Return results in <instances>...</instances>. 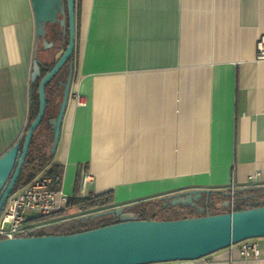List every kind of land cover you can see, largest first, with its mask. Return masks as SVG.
<instances>
[{"label":"crops","instance_id":"crops-1","mask_svg":"<svg viewBox=\"0 0 264 264\" xmlns=\"http://www.w3.org/2000/svg\"><path fill=\"white\" fill-rule=\"evenodd\" d=\"M75 18L78 73L45 168L61 167L66 195L79 171L78 196L113 191L115 208L264 189V0H76ZM34 52L31 0H0V158L28 125ZM258 241V259L229 247L206 260L264 264Z\"/></svg>","mask_w":264,"mask_h":264},{"label":"water","instance_id":"water-1","mask_svg":"<svg viewBox=\"0 0 264 264\" xmlns=\"http://www.w3.org/2000/svg\"><path fill=\"white\" fill-rule=\"evenodd\" d=\"M35 18V52L31 83L41 78L39 112L21 138L0 158V214L18 184L27 159L32 138L40 126L47 107L46 86L62 70L75 50L76 0H31ZM61 17V18H60ZM59 24L69 29L66 50L54 67L42 76L36 59L39 43L45 48L48 28ZM63 98L57 117L50 121L53 131L51 155L59 145L62 126L72 89L73 68L68 72ZM211 192L191 190L171 198L172 206H196ZM228 207V202L225 203ZM113 215L119 223L94 230L70 234L21 237L0 240V264H149L176 260H192L218 252L248 239L264 238V204L261 207L220 215L174 221H139L125 213V208H114L94 217Z\"/></svg>","mask_w":264,"mask_h":264},{"label":"trees","instance_id":"trees-1","mask_svg":"<svg viewBox=\"0 0 264 264\" xmlns=\"http://www.w3.org/2000/svg\"><path fill=\"white\" fill-rule=\"evenodd\" d=\"M68 38L69 37H67V43L64 47V51L66 50L68 45ZM64 51L61 52L60 57L62 56ZM74 57L75 56L73 54V56L68 60V62L62 68V70L54 77L52 82H50L46 86L47 107H46L45 115L40 126L37 128L32 138L27 159L25 161L19 180L17 182L18 184H16V187L13 190V192L18 190L22 186L26 185L27 183H29L32 179H34L44 170L46 172V175L52 178L53 185L55 180L59 181L57 182V186H55L56 188L62 185L63 171L61 167L60 166L58 167V165L54 164L48 170H46L45 168L49 166L52 160L51 148L53 144V131L50 125V121L55 119L58 115L57 113H59L60 104L62 102L63 91L65 87L64 85L60 86L58 82L59 80H61L60 77L62 72L65 70L67 71L68 64L72 62ZM36 59L39 61V64L41 66L42 76L48 73L58 61V60L56 61L54 60L52 63H44L38 59V52L36 54ZM40 81L41 78L38 79L34 84L31 83V105H30L29 121L23 136H25L28 129H30L29 127L36 119L39 112L40 102H39L38 89H39ZM81 181L83 180H82L81 171H79L76 180L75 195H73V197L70 198L66 210L51 215L36 216L32 218L29 223L43 224L54 220H61L67 214V211L70 208L76 209L77 212L79 213H89V212H96L99 210L115 207L116 202L113 191L105 193L103 195L100 194V196H95L92 198L79 197L78 194H79ZM212 194L213 193H211L209 196H206V198H204L203 200L197 202L201 205V208L204 209L202 213L196 208H193L191 206L173 207L169 204L165 206L164 203L159 202L162 200L161 198L150 199L147 201H141L134 203L132 205H128L125 207V211H127V213L126 212L125 213L130 214L134 219L139 221H174V220H182V218L189 219V218L205 217L208 214L223 215L225 213H229L230 212L229 209L224 206L225 202L228 201V195L217 197L214 200H212ZM262 202H264L263 188L253 191L251 190L248 192V194H238L236 211H243V210L261 207L263 206ZM212 208L215 210V213H212L211 211ZM95 221L96 220L85 222L82 219H76L73 222H62V223L52 224L42 229H39L35 232L30 233L28 236L34 237V236H48V235H70V234L75 235L77 233H82L97 228H101L104 226L119 223V218L113 216V218L110 219L101 218L98 220V222ZM0 240H2V238H0Z\"/></svg>","mask_w":264,"mask_h":264},{"label":"built area","instance_id":"built-area-1","mask_svg":"<svg viewBox=\"0 0 264 264\" xmlns=\"http://www.w3.org/2000/svg\"><path fill=\"white\" fill-rule=\"evenodd\" d=\"M257 60L264 61V37L257 43ZM77 106H85L86 102L78 93L74 95ZM83 175L85 171L83 170ZM83 188L89 178L85 176ZM70 196L63 192L61 186H53L52 178L46 175L45 170L32 179L29 183L12 192L6 201L0 214V238L15 239L29 235L45 227V224H30V220L36 216L51 215L67 209ZM229 213L236 211L238 202V187L232 183L228 194ZM258 203V202H256ZM264 204V202H262ZM237 248L240 258L246 261L261 257V249L258 238L248 239L233 245ZM149 264H209L206 257L192 260H176Z\"/></svg>","mask_w":264,"mask_h":264},{"label":"rangeland","instance_id":"rangeland-1","mask_svg":"<svg viewBox=\"0 0 264 264\" xmlns=\"http://www.w3.org/2000/svg\"><path fill=\"white\" fill-rule=\"evenodd\" d=\"M60 55H61V51H60V48H59L58 45H56V47L53 50L45 51V50H42V43L41 42L39 43L38 59L41 60L42 62H44V63H52L54 60L55 61L58 60ZM74 59H75L76 66L78 67V65H79L78 54L77 55L75 54ZM71 97H72V89H71L70 99H71ZM70 99H69V101H70ZM57 182H59V181L55 180L53 186H57ZM206 196H208V195H204L201 200L206 198ZM171 197L172 196L161 198L162 200L159 201V202L160 203H164L165 206H167L168 204L171 205L172 201L175 199V198H171ZM215 198H217V196L215 197L214 195H212V200H214ZM114 208H108V209H103V210H99V211H96V212H89V213H79V212H77L76 209L70 208L67 211V214L61 220H54V221L47 222V223H44V224H45V227H46V226H49V225H52V224H57V223H62V222H73L76 219H82L85 222L86 221L90 222L91 220H96L98 222V220L101 219V218H105V219L113 218V215H105V216H101V217H94L95 215H97L99 213H105L107 211H111ZM211 211H212V213H215V210L213 208L211 209ZM125 212L127 213V211H125ZM119 222H120V219H119ZM23 237H29V236L25 235Z\"/></svg>","mask_w":264,"mask_h":264},{"label":"flooded vegetation","instance_id":"flooded-vegetation-1","mask_svg":"<svg viewBox=\"0 0 264 264\" xmlns=\"http://www.w3.org/2000/svg\"><path fill=\"white\" fill-rule=\"evenodd\" d=\"M61 18V17H60ZM67 37H69V29H68V25L66 24V28L63 29L60 27L59 24H55V25H50L48 28V35L46 37L47 42L49 43L48 47L45 48L42 41H40L42 43V50L45 51H50L53 50L56 45L59 46V48L61 49L60 51L63 52L64 51V47L67 43ZM68 42H69V38H68ZM75 56V54H74ZM73 68V81H72V86L75 84L76 82V74L78 73V67L76 66L75 63V59L72 60V62H70L68 64V69L67 71H63L61 74V80H59V85L62 86L66 83L67 78H68V72L70 71V68Z\"/></svg>","mask_w":264,"mask_h":264}]
</instances>
